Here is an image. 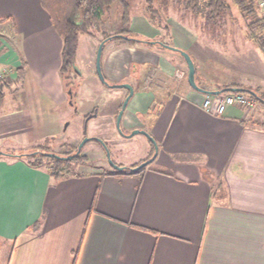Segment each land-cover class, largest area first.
Wrapping results in <instances>:
<instances>
[{
    "label": "crops",
    "instance_id": "1",
    "mask_svg": "<svg viewBox=\"0 0 264 264\" xmlns=\"http://www.w3.org/2000/svg\"><path fill=\"white\" fill-rule=\"evenodd\" d=\"M204 18L169 14L165 31L146 17H131V25L187 51L207 91L229 84L264 91V54L250 33L226 30L235 22L230 16L216 18L222 23L216 30L201 31ZM62 49L41 0H0V72L9 71L1 88L13 92L11 107L2 110L6 97L0 107V151L61 136L67 117L59 107L70 100ZM104 51L107 81L132 77L123 124L153 136L157 155L141 170L116 173L103 145L85 147L88 160L60 180L47 166L0 156L7 264H264V106L252 114L229 106L214 116L202 108L207 92L194 88L188 74L177 76L188 70L179 51L132 44ZM92 71L98 75L96 62ZM137 134L143 149L133 166L156 152L147 135Z\"/></svg>",
    "mask_w": 264,
    "mask_h": 264
},
{
    "label": "rangeland",
    "instance_id": "2",
    "mask_svg": "<svg viewBox=\"0 0 264 264\" xmlns=\"http://www.w3.org/2000/svg\"><path fill=\"white\" fill-rule=\"evenodd\" d=\"M128 1L130 3L132 18L146 17L147 20L148 18L153 21L158 20L161 24H157L160 28L163 27L164 31L166 30L167 24L164 25V23L162 22V18L164 19L165 16L167 17L169 14H175L176 16H208L207 12L202 10L201 8H199L198 11L195 12L192 10V8H186L185 0ZM201 1L203 9H205L209 0ZM225 1L229 5V7L224 15L230 16L235 20V22H233L232 24L226 23L225 29L229 32H236L239 31V29H243L244 31L249 32L248 22H250L251 19H248L242 14V12L235 5L233 0ZM121 12L122 7L119 4H116L113 7L112 11H110L107 15L103 17V22L99 28H93L88 33H82L80 35L76 59L77 70L72 71L70 77V80L72 82L70 87L75 89L72 95V99L75 105H70L71 99L68 103H63L60 105L59 111L61 115L67 117L65 123L63 124L64 127L62 128L60 134L61 136L52 140H49L50 138H48L45 141L48 142V145L54 152L60 153L68 151L70 147L76 146L87 136L104 138L110 146V152L113 161L118 165L125 166L128 168H134L145 161L143 160L138 164H134V166L132 165L137 159V157L140 156V152L143 149V135L135 134L133 136H129L132 130L127 129L123 124L122 120L120 124L121 130H119L116 125V118L121 109L120 105L122 106L127 96L128 90L124 87H109L101 81L98 75H94L92 73L96 62L97 50L105 34H113L116 31L120 30L118 29V22H120L121 19ZM197 25L201 28V31L209 32L213 29L216 30V26L213 23L206 24L204 23V21H198ZM129 28L134 34L139 33L135 30V26L132 27L131 22L129 24ZM158 40H162V42H164L163 37H160ZM118 44L124 43L119 42L117 40L109 41L106 45L104 56L106 55L107 50L111 45ZM135 45H139L144 48H149L151 50L157 48L149 44ZM159 49L169 50L165 47ZM180 72L182 73L183 71L179 70L177 73L179 74ZM187 72L188 70L185 71V74L182 77L179 75L177 76L179 78H185V76L188 74ZM131 78L132 77L128 76L125 79H122L123 81L120 83H127L128 80H132ZM134 79L136 80V82L138 81V87L140 88L143 83V77L141 76V74L137 79L136 77H134ZM108 81L111 84H119V82L113 80ZM66 91L68 93V90ZM12 94L13 92H10L9 90L5 89L6 99L4 102V106L1 107L2 110H6L11 107V102L8 103L7 101L10 98V95ZM94 108H97V110L99 111V117L92 118L89 122L85 121L84 116ZM85 124L87 125L85 126ZM85 147L87 149L92 147H99V143L92 140L89 141ZM32 148L34 147L32 146L30 148H26L25 151L29 152L33 150ZM83 152L85 151L83 150ZM45 161L47 160L45 159ZM80 163V160L75 161L74 167H78ZM9 249L10 247L4 241H0V264H7Z\"/></svg>",
    "mask_w": 264,
    "mask_h": 264
},
{
    "label": "trees",
    "instance_id": "3",
    "mask_svg": "<svg viewBox=\"0 0 264 264\" xmlns=\"http://www.w3.org/2000/svg\"><path fill=\"white\" fill-rule=\"evenodd\" d=\"M185 7L192 8L198 11L199 8L206 11L208 16L205 17L206 24L213 23L217 26L222 23H217L216 18L225 17L229 5L225 0H209L205 9L202 7L201 0H185ZM244 16L251 19L248 22L250 37L264 54V17L260 13L257 0H233ZM42 6L48 12L50 19L57 33L63 40L62 63L60 72L64 81L65 89L68 90L69 96L73 95L74 88H71V73L76 69L77 51L79 46L80 35L88 33L93 28H99L103 22V17L112 11L116 4L122 7L121 12V28L113 34H105L103 40H107L106 44L111 40H117L124 44H149L157 48H166V42L157 39H150L143 35L134 34L129 28L131 22V8L128 0H41ZM20 77L22 78V72ZM104 83L109 87H118L117 84H111L105 78ZM236 86L245 88L244 93L258 99H264V91L244 87L243 85L229 84L226 87ZM223 89V88H220ZM248 91H253L254 94ZM5 99V90L0 88V107ZM96 109L85 115V120L91 119L95 115ZM55 138H50L52 140ZM106 143V142H105ZM33 150L27 152L21 150L19 152H2L0 156L10 155L21 157L33 167L47 166L51 176L55 180H60L70 175L74 171V162L80 160L86 161L88 157L83 154V150L78 152V147H70L68 151L58 153L61 157L47 156L45 152H54L48 142H43L33 146ZM74 154L72 159L63 158ZM45 159L47 161H45ZM121 166V165H120ZM122 169H114L116 173L134 172L133 168L121 166ZM144 168V167H143ZM142 168V169H143ZM141 170V169H140ZM40 225V220L33 225V229H37Z\"/></svg>",
    "mask_w": 264,
    "mask_h": 264
},
{
    "label": "water",
    "instance_id": "4",
    "mask_svg": "<svg viewBox=\"0 0 264 264\" xmlns=\"http://www.w3.org/2000/svg\"><path fill=\"white\" fill-rule=\"evenodd\" d=\"M106 42L107 40H103L101 41L99 47H98V50H97V57H96V67H97V73L99 75V77L101 78V80L104 82L105 81V76L103 74V71H102V55H103V51H104V48H105V45H106ZM167 48L169 49H172V50H175V51H179L181 53V55H183V57L185 58L186 62H187V65H188V80L190 82V84L200 90V91H203V92H207V94L209 93H212V94H219V93H224V92H236V91H244L245 88H241V87H236V86H230V87H225L223 89H220V90H216V91H207L203 88H201L200 86H198L197 82H196V65H195V62L192 58V56L185 50H182V49H179L177 47H174L172 45H166ZM118 87H124L126 89L129 90V94L127 95V97L125 98L122 106H121V109L118 113V116H117V125L118 127L120 128L121 130V127H120V124H121V119H122V116H123V113H124V110L125 108L127 107V104L129 103V100L131 99V97L133 96L134 94V88L132 86V84L130 83H122V84H117ZM249 93L251 94H254L253 91H248ZM262 102L264 104V99H262ZM143 133L145 135H147L154 143L155 145V148H156V152L155 154L153 155L152 158L148 159V160H145L144 162H142L141 164H139L137 167H134L133 170L134 171H137V170H140L142 169L143 167L147 166L149 163H151L154 158L156 157L157 155V152H158V145H157V142L156 140L153 138V136H151L147 131L145 130H133L131 133H130V136H133L137 133ZM92 140H98L103 146L104 148L106 149L107 151V156H108V159H109V162L110 164L112 165V167L114 169H122V167L118 164H116L113 159H112V156H111V153H110V150L107 146V144L105 143V141L99 137H90V136H87L85 137L79 144L78 146V152L81 151V149L83 148V146L88 143L89 141H92ZM45 154L47 156H54V157H61V155H59L58 153L56 152H45ZM74 157V154H71L67 157H63V158H70L72 159Z\"/></svg>",
    "mask_w": 264,
    "mask_h": 264
},
{
    "label": "built area",
    "instance_id": "5",
    "mask_svg": "<svg viewBox=\"0 0 264 264\" xmlns=\"http://www.w3.org/2000/svg\"><path fill=\"white\" fill-rule=\"evenodd\" d=\"M260 13L264 17V0H257ZM9 71L0 72V88L8 76ZM185 72H180L178 75L183 76ZM263 105L261 99L254 98L242 91L236 92H224L219 94H206L202 108L205 112L214 116H223L229 106H241L246 108L250 114L255 112L258 108Z\"/></svg>",
    "mask_w": 264,
    "mask_h": 264
},
{
    "label": "flooded vegetation",
    "instance_id": "6",
    "mask_svg": "<svg viewBox=\"0 0 264 264\" xmlns=\"http://www.w3.org/2000/svg\"><path fill=\"white\" fill-rule=\"evenodd\" d=\"M73 98V96H70V99H72ZM96 109V111H97V108H95ZM90 120V119H89ZM89 120H85V121H89ZM87 123V122H86ZM87 124H85V126H86ZM100 138V137H99ZM101 139H103L105 142H106V144H107V146H108V148H109V150H110V146H109V144H108V142L104 139V138H101ZM94 141H96L97 143H99L100 145H102L98 140H94ZM80 144V143H79ZM79 144H77L76 146L78 147L79 146ZM87 144V143H86ZM86 144L83 146V148L81 149V150H84L85 149V146H86ZM106 150V149H105ZM107 152V151H106ZM111 153V152H110ZM83 154H85L84 152H83ZM86 155V154H85ZM106 155H107V153H106ZM87 156V155H86ZM88 157V156H87ZM107 158H108V156H107ZM109 160V159H108Z\"/></svg>",
    "mask_w": 264,
    "mask_h": 264
}]
</instances>
